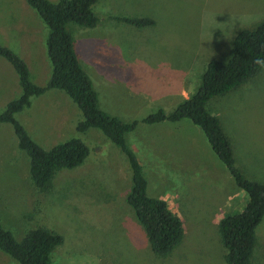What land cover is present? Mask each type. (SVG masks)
<instances>
[{
	"label": "rangeland",
	"instance_id": "1",
	"mask_svg": "<svg viewBox=\"0 0 264 264\" xmlns=\"http://www.w3.org/2000/svg\"><path fill=\"white\" fill-rule=\"evenodd\" d=\"M93 12L94 28L70 23L68 31L100 109L131 122L160 109L172 112L183 102L181 90L193 95L207 64L225 63L235 36L264 21V0H99ZM118 17L149 18L154 25L136 28ZM47 36L26 0H0V46L26 63L37 86L49 80L40 76L42 69L51 71ZM260 77L263 82L264 72ZM21 92L15 70L0 57V113ZM254 95L226 105L227 97L218 96L205 108L218 117L234 166L246 179L264 184V104ZM30 101L14 117L38 146L50 150L78 138L90 151L81 165L58 170L39 191L11 125L0 128V225L16 241L37 228L60 234L63 243L53 250L51 264H226L218 221L240 212L248 197L199 127L188 119L139 123L126 135L142 165L147 196L165 200L183 223L180 242L161 256L126 201L131 170L120 150L97 129L76 131L83 116L63 91L48 90ZM255 237L251 264H264V216ZM0 264L18 263L0 251Z\"/></svg>",
	"mask_w": 264,
	"mask_h": 264
},
{
	"label": "trees",
	"instance_id": "2",
	"mask_svg": "<svg viewBox=\"0 0 264 264\" xmlns=\"http://www.w3.org/2000/svg\"><path fill=\"white\" fill-rule=\"evenodd\" d=\"M98 0H26L40 16L48 29L47 56L51 75L45 86L30 81L26 63L12 50L0 46V57L15 70L21 95L10 101L0 113V123H9L18 140V147L29 159L30 179L39 191H45L55 173L61 169H74L89 155V148L78 138H70L50 150L38 146L24 127L15 119V114L30 105V98L48 90L63 91L79 108L83 120L76 131L86 133L99 130L125 156L131 170L132 186L126 201L143 227L155 254L166 256L180 242L183 223L179 216L160 198L147 196V181L142 165L135 152L128 146L126 135L133 132L139 123L154 125L161 122L175 123L190 120L199 127L212 151L224 164L238 188L243 190L248 202L238 213L224 215L218 221L222 245L226 250V264H251L256 247L255 230L264 216V185L245 178L234 166L229 142L218 119L205 108L209 99L223 95L254 76L264 65V21L253 30H242L232 42V53L225 63L211 61L202 76L198 90L170 112L158 110L140 121L125 122L99 107L98 97L88 75L83 71L75 49L68 24L94 28L98 17L92 6ZM136 28L154 25L149 18H116ZM63 243L60 234L44 228L30 231L20 242L0 225V251L18 264H51L52 252Z\"/></svg>",
	"mask_w": 264,
	"mask_h": 264
},
{
	"label": "crops",
	"instance_id": "3",
	"mask_svg": "<svg viewBox=\"0 0 264 264\" xmlns=\"http://www.w3.org/2000/svg\"><path fill=\"white\" fill-rule=\"evenodd\" d=\"M97 2H99V0L97 1ZM97 2L92 6V10H93V8L95 7V5L97 4ZM102 6V5H101ZM102 7H104V6H102ZM132 26V25H131ZM134 27V26H133ZM84 36H86V35H84ZM101 44V46H104V50H106V47H105V44H103L102 45V43H100ZM109 52V51H108ZM107 52V53H108ZM103 52H101V53H99V54H102ZM107 53H103L105 56H103L102 58L103 59H108V56H107ZM101 58V59H102ZM46 71V72H45ZM44 71V69H42V71H41V74H40V76L41 77H43L44 75H47L46 77H48V78H50V75H51V71H50V74H49V69L48 70H45ZM260 72V73H259ZM264 72V66L263 67H261L260 69H259V71L254 75V76H252V77H250V78H248L247 80H245L242 84H240L239 86H237V87H235L234 89H232L231 91H229V92H227V93H225V94H227L226 96H225V94H223V95H219V96H225V99L224 100H226V97H227V100H226V103H225V105L226 104H228V103H231V102H233V101H235L236 99H244V97H245V95L247 94V93H255V95H254V97H256L257 99H258V101L260 102L261 101V104H264V88L261 90L260 89V87H264V81L262 82V79H261V74ZM49 75V76H48ZM137 78H141V77H137ZM181 96H182V99H183V101L184 100H186V99H188L189 97H190V94H188L186 91H184V90H181ZM218 96H215V97H212V98H217ZM211 98V99H212ZM31 99V98H30ZM209 101H210V99L207 101V103L206 104H208L209 103ZM31 102V101H30ZM216 102V104H213V105H218V104H220L217 100H214L213 101V103H215ZM8 104V103H7ZM6 104V105H7ZM206 104H205V106H206ZM6 105H5V107H6ZM5 107H4V109H5ZM30 107V106H29ZM29 107H27V108H29ZM211 107V106H210ZM4 109H3V111H4ZM2 111V112H3ZM209 112V111H208ZM210 113V112H209ZM211 114V113H210ZM213 115V114H212ZM216 117V116H215ZM217 119H218V117H216ZM218 121H219V119H218ZM6 124H9V123H0V128H6V127H4V125H6ZM9 125H11V124H9ZM219 125H220V127H221V124H220V121H219ZM12 127V126H11ZM221 129H222V127H221ZM7 131H8V129H6ZM12 130H13V127H12ZM222 131H223V129H222ZM13 133H14V131H13ZM224 133V132H223ZM15 135V134H14ZM225 135V134H224ZM16 137V136H15ZM227 138V137H226ZM227 140H229L228 138H227ZM16 141H17V144H18V140H17V138H16ZM228 142H230V141H228ZM231 144V143H230ZM229 144V145H230ZM231 152H232V158H233V163H234V165H235V161H234V159H235V156H234V154H233V148H232V145H231ZM237 161V160H236ZM237 165H242V167H243V163H241V160L240 159H238V164ZM241 167V166H240ZM239 167V168H240ZM241 171H243V170H241ZM29 175H30V173H29ZM254 182V181H253ZM257 183H259V182H257ZM259 184H261V183H259ZM264 185V184H263Z\"/></svg>",
	"mask_w": 264,
	"mask_h": 264
},
{
	"label": "clouds",
	"instance_id": "4",
	"mask_svg": "<svg viewBox=\"0 0 264 264\" xmlns=\"http://www.w3.org/2000/svg\"><path fill=\"white\" fill-rule=\"evenodd\" d=\"M258 64H262V65H264V61H259V60H257L256 61Z\"/></svg>",
	"mask_w": 264,
	"mask_h": 264
}]
</instances>
